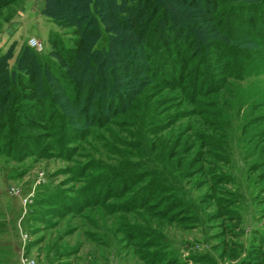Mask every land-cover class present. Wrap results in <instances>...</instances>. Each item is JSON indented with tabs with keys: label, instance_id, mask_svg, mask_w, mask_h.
<instances>
[{
	"label": "rangeland",
	"instance_id": "rangeland-1",
	"mask_svg": "<svg viewBox=\"0 0 264 264\" xmlns=\"http://www.w3.org/2000/svg\"><path fill=\"white\" fill-rule=\"evenodd\" d=\"M24 5L25 0L0 4V54L12 49L9 68L25 44L43 59L54 49L53 36L70 43L76 35L74 26L52 16L24 17ZM255 13L264 12H237L245 21L235 27L245 38L212 34L209 23L203 24L202 38L220 36L255 50L249 31L262 28L251 19ZM100 27L97 48L110 35ZM262 55L249 59L240 53L244 79L229 78L225 89L202 105L192 104L179 88L146 91L149 83L134 109L115 113L100 126L84 124L86 133L65 155L51 150L20 162L0 155V264H253L256 250L264 260ZM132 172L146 175L125 188L116 181L107 200L103 186L98 201L92 193L85 201L79 192L93 176ZM41 173L43 182L34 186ZM150 180L183 202L175 219L170 213L153 217L154 211L134 200L133 193ZM133 226L140 231L130 232Z\"/></svg>",
	"mask_w": 264,
	"mask_h": 264
},
{
	"label": "trees",
	"instance_id": "trees-1",
	"mask_svg": "<svg viewBox=\"0 0 264 264\" xmlns=\"http://www.w3.org/2000/svg\"><path fill=\"white\" fill-rule=\"evenodd\" d=\"M7 1L0 0V4ZM245 1L45 0L41 13L60 25L74 26L76 35L70 43L53 36L54 49L43 59L25 44L10 68L7 58L12 49L0 54V155L16 162L33 154L49 156L51 150L65 155L71 151L69 144L86 133L84 124L100 126L111 115L134 109L149 83L153 85L146 91L179 88L184 98L199 106L210 95H219L229 78L243 80L242 55H238L254 59L263 53L264 59V13L251 17L262 22L255 33L249 31L258 45L255 50L220 36L202 38V32L203 24L209 23L212 34L220 32L230 40L244 37L235 25L244 24L245 18L237 17V12H264V0ZM100 24L110 35L107 44L97 48ZM220 54L221 64L215 58ZM144 174L93 176L79 192L85 201L89 193L98 201L97 189L103 186L107 200L111 186L135 185ZM167 191L150 180L133 197L147 212L154 211L153 217L164 219L170 213L169 219H175V210L183 202L175 201ZM132 230L140 231L136 226ZM255 254L253 264H264Z\"/></svg>",
	"mask_w": 264,
	"mask_h": 264
},
{
	"label": "crops",
	"instance_id": "crops-1",
	"mask_svg": "<svg viewBox=\"0 0 264 264\" xmlns=\"http://www.w3.org/2000/svg\"><path fill=\"white\" fill-rule=\"evenodd\" d=\"M40 1V3H39ZM35 2H38L39 4L35 5ZM43 0H25V5H24V10H23V14L24 17L28 18L29 17V13H37V14H42L41 13V9L43 7Z\"/></svg>",
	"mask_w": 264,
	"mask_h": 264
},
{
	"label": "built area",
	"instance_id": "built-area-1",
	"mask_svg": "<svg viewBox=\"0 0 264 264\" xmlns=\"http://www.w3.org/2000/svg\"><path fill=\"white\" fill-rule=\"evenodd\" d=\"M31 41H32V43H33V45L35 46L36 44H38L37 42H36V40H34V39H31ZM30 41V42H31ZM43 182V176H42V173L38 176V178L36 179V181H35V183H34V186L36 185V184H41ZM35 187H33V189H34ZM32 194V192L30 193H28L27 195H25L24 197H23V199H22V202H23V204H25L27 201H29V196Z\"/></svg>",
	"mask_w": 264,
	"mask_h": 264
}]
</instances>
